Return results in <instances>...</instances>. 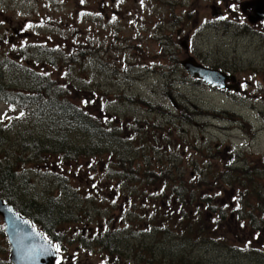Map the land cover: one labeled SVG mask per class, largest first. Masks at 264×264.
Instances as JSON below:
<instances>
[{
	"label": "rangeland",
	"instance_id": "1",
	"mask_svg": "<svg viewBox=\"0 0 264 264\" xmlns=\"http://www.w3.org/2000/svg\"><path fill=\"white\" fill-rule=\"evenodd\" d=\"M213 1L0 0V86L9 90L10 97L32 96L41 87L38 80L50 89L48 80L64 86L69 103L81 108L85 102L91 105L92 125L58 135L48 127L46 116L36 118L33 108L8 106L0 93V161L16 166L15 197L21 196L26 204L44 212L51 200L52 212L62 220L57 231L64 234L60 256L66 263L141 264L134 258L138 252L158 264H264V236L254 234L258 222L251 220L257 221V205H245L241 223L246 232L240 233L238 219L211 218L206 206L199 203L210 186L198 190L189 184L191 162L182 160V169L187 170L184 175L183 170L177 171L179 150L182 155V149L176 147L179 135L193 137L197 149L218 158L228 137L235 146L246 140L240 134L224 135L217 127L224 126L217 121L225 119L228 108L223 98L202 86L178 85L181 76L187 79L177 66L185 58V44L191 56L210 66L233 59L239 62L238 67L264 65V48L258 38L236 36L221 23L204 25L211 20ZM79 44L84 45L82 60L69 65L68 70L65 65L70 63L63 59ZM149 62L155 65L154 71ZM163 70L168 79H174L173 85L165 86L160 76ZM259 79L264 86V78ZM94 90L99 94L92 96ZM167 93L172 96L164 97ZM171 101L178 110L172 108ZM180 114L186 116L183 123L176 121ZM88 129L89 134L105 137L101 142L91 140ZM111 131L123 137L122 153L113 140L108 142ZM58 138H62L63 147L54 144ZM258 138L253 150L256 162L264 156V135ZM35 144L60 148L69 154L68 159L56 163L58 159L42 157ZM91 147L105 155L95 154L90 159L83 151ZM124 147L136 177L142 178L136 171L149 168V179H160L138 185L134 179L124 180L116 166ZM75 148L82 149L78 153L82 157L71 155ZM205 165L203 162L200 167ZM179 178L186 192L177 198L171 192ZM201 181L206 185L209 178L204 175ZM214 184L211 182L212 188L222 192L219 200L226 204L230 188ZM181 215L196 220L190 235L175 230L182 222ZM105 223L112 232L120 233L117 242L132 260H108L93 242L80 243V235L90 229L96 236ZM2 227L0 219V264H9ZM211 235L214 243L201 239Z\"/></svg>",
	"mask_w": 264,
	"mask_h": 264
},
{
	"label": "flooded vegetation",
	"instance_id": "2",
	"mask_svg": "<svg viewBox=\"0 0 264 264\" xmlns=\"http://www.w3.org/2000/svg\"><path fill=\"white\" fill-rule=\"evenodd\" d=\"M214 1L211 6V9H213L210 14L211 20L204 25L213 26L221 23L228 31L235 33L236 36L251 35L258 38L261 48H264V0H217L216 3ZM184 48L185 58L177 66L187 75V79L181 76L178 79V85L202 86L209 93L223 98L228 103V108L225 110V119L217 121L218 123H223L224 126L217 127L224 132V135L240 134L246 140L244 143L241 142L240 145L235 146L228 137L227 143L222 148V154L218 158L213 153H207V150H202L201 147L197 149L196 146L199 145L195 144L193 137L179 135V144L176 142V147L182 149V155L180 150L178 151L179 155L176 154L177 170H183L182 175H184L187 170L182 169V160H187L191 162L190 165L193 168L189 176V184L195 187L202 184L205 185L201 181V177L205 175L209 178L205 186H210L211 182L215 181V186L220 185L224 188H230L228 192L230 197H227L226 204H224V201L219 200L222 192L218 189H213V185L207 190L208 192L206 191V193L202 194V198L213 200L216 205L225 210V218L228 217L232 221L238 219L239 222L236 228L240 229L238 230L240 233L246 232V225L241 223L245 219V205L249 203L253 204L252 207L257 205V221L251 219L258 222L257 224L253 222L256 224V232L254 234L264 236V156L258 158L256 162L253 152L256 143H259L258 136L264 135V86L259 79V77L264 78V65L256 66L250 63L248 67H238L240 66L239 62L233 59L231 62L225 60L210 66L209 64L198 62L191 56L188 52V45L185 44ZM187 60H193L196 65L212 72H217L225 77V81L220 82L217 86H212L204 83L200 78L189 75L183 66ZM149 66L152 71L155 70V68H152L155 66L154 64L150 63ZM165 75L166 72L163 70L160 76L165 79V86L173 85L174 79H168ZM170 95V93H167L164 94V97ZM171 106L176 110L179 109L173 101H171ZM185 118L186 116L180 114L177 116L176 121L183 123ZM178 128L179 130L177 131H180L179 125ZM170 137L172 138V135ZM185 138L189 139L190 142L187 143ZM173 143L175 142H171L172 146ZM214 150L217 152L215 148ZM185 155L186 157H184ZM188 155L190 156L189 158H187ZM201 159L207 163L202 168L200 167L203 164V162H200ZM213 172H218L220 175ZM177 181L179 186H184L182 178ZM217 200H219V204H217ZM121 205L119 206L121 207ZM250 214L254 216V208H252ZM208 215L211 218L214 217L213 214ZM105 225L108 226L107 223ZM110 229L112 230L111 226ZM99 230L102 231V234L106 232L103 227H100ZM89 231L90 229L88 230V234H90L88 235V241L92 242L94 233ZM103 236L100 241L103 240Z\"/></svg>",
	"mask_w": 264,
	"mask_h": 264
},
{
	"label": "trees",
	"instance_id": "3",
	"mask_svg": "<svg viewBox=\"0 0 264 264\" xmlns=\"http://www.w3.org/2000/svg\"><path fill=\"white\" fill-rule=\"evenodd\" d=\"M84 52H85L84 45H81V44L77 45L75 52H73L68 57V59H63V60H66V62L70 63V64H66L65 66H68L67 68H69L70 67L69 65H76L79 61L82 60V56ZM58 59H60V57L56 59V63L58 62ZM78 67L79 69H81V66H78ZM53 68H56L55 65L53 66ZM60 68L64 69V65L61 64ZM68 70H70V68ZM38 82H41L40 83L41 87L40 89L37 88L36 94L32 93L31 94L32 96L22 97L21 95L17 94V95H14L13 97H10L8 93L9 90L7 91L2 86H0V93H2L5 96V102L8 103V106H14L18 104L20 107L24 109L33 108L32 110L35 111L34 117L36 118L41 117V116H46L45 122L48 123V127L54 130V132H57L58 135H65V133H67L68 135V132L70 129L75 131L76 129L83 128L85 124L89 123L90 125H92L94 123V121L91 120L92 116H90V113H89V107L91 106L90 104L85 102L82 104V108L77 107L73 105L72 103H69V101L67 100L68 91H66L64 86L63 87L56 86V84H53L50 81L46 80V85L51 86V88L49 89V87H43L42 80H38ZM94 91L95 92L93 91L91 92L92 96L96 95V93L99 94L97 90H94ZM44 95H46V100L44 99ZM99 131H100V128H99ZM87 133L89 134V129ZM111 133L112 135H107L108 142L113 140L114 145H117V151L119 153H122L123 150H121V147L124 144L123 137L119 135H114V132L112 131ZM89 136L91 140L94 139L100 142L102 141L101 138L105 137V135L102 137H98V135L96 134L92 135V133H90ZM152 138H154V136H152ZM61 140L62 138H58V140H56L54 144H57L58 146L63 147ZM35 147L41 151L42 157L46 156V158L50 160L58 159L57 161H55L56 163L59 161L61 162L65 161V159L67 160L69 156L68 153L62 151L60 148H55L53 145H52L53 149H49V147H46V148L41 147L38 145L36 146V144H35ZM125 147H124L125 150L123 153L124 155L120 157L119 160H117V165H116V166H120L119 169H121L122 171V178L124 180L134 179V181H139L136 183L138 185L142 183L147 184L149 180L153 181L154 179H160L155 176L149 179L150 177L149 172H151L149 168L136 171L137 173H140L142 178L136 177L132 173L133 168L129 164V161H130L129 157H125V154H127V149ZM96 149H99V148L91 147V149H85L83 153L84 152L87 153V157H89L90 159L93 157H96L97 154L99 155L102 154L101 156L105 155L104 152L98 153ZM80 150L82 149L80 148ZM80 150L79 148L71 149V151L73 152L71 153V155L75 157H82V155H78ZM35 157L39 159L40 155L36 154ZM133 177H136L137 179ZM18 179L19 177L16 172V166H14V164H11V165L8 164L7 161H5V163L4 161L3 162L0 161V199H2L6 204L12 206L20 215L29 219L37 229L43 232V234L48 238L49 241L57 244V246H60L62 244V238L64 234H59V231H57V229L58 228L61 229L62 220H60V215L55 216V213L52 212L54 205H52L51 200L48 201L50 205L46 206V211L44 212V210L40 209V207H31L32 206L31 204L29 205L26 204L25 200H23L21 196L15 197V194L13 191V185L16 183V181H18ZM172 186H174L173 187L174 190L171 192L173 196H176L177 198L180 196L184 197V194L186 192V190L184 189L185 187H181L179 185H172ZM202 187H206V186L202 184L201 186H197L195 188L200 190ZM179 193H181L183 196L180 195ZM199 203L201 205L206 206L207 214H213V216L215 215L216 217H219L220 220L222 221L225 220L224 219L225 210H222L218 205H216V203H214L213 200L203 197L201 200H199ZM214 211H218V213ZM168 216H172V213L168 214ZM180 218L182 222L174 226L176 231L183 232L185 235H190L192 231H195V223H196L195 219H193L192 221L186 215H181ZM66 223H69L68 220H66ZM163 228H166V226H164ZM53 230L57 231L58 233L56 234L55 232H52ZM155 231L156 232L161 231V229H155ZM101 232L102 231L100 230V233L98 232L96 236H94L92 242L94 245H96V247L99 248L100 251L106 254V256L108 257V260H111L112 258L125 259L127 261L132 260L131 255L128 256L125 254L124 251H121V247L119 243L117 242L118 241L117 237H119L117 235L120 233H116L115 231L112 232V230H109L107 232L103 231L104 232L103 233L104 236H103ZM87 233L82 234L78 237L79 239H81L80 241L81 244H83V242H91V241H88V239L87 241L85 240V235ZM102 236H103V240L100 241V238ZM201 239H203V241H206V242H209L210 240H212V243L216 241L212 235L208 237L202 236ZM132 251L134 252L136 251V249H133ZM134 258L136 261H140L141 264H158L157 261L151 260L150 257H148L146 254H144L143 257H140V255L137 252ZM136 263L139 264L138 262ZM180 264H189V263L180 261ZM195 264H202V263L200 261H197L195 262Z\"/></svg>",
	"mask_w": 264,
	"mask_h": 264
},
{
	"label": "water",
	"instance_id": "4",
	"mask_svg": "<svg viewBox=\"0 0 264 264\" xmlns=\"http://www.w3.org/2000/svg\"><path fill=\"white\" fill-rule=\"evenodd\" d=\"M183 66L189 75L200 78L209 85L217 86L225 81L224 76L196 65L193 60L185 61ZM0 218L9 247V264H57L56 246L48 242L28 219L20 216L1 199Z\"/></svg>",
	"mask_w": 264,
	"mask_h": 264
},
{
	"label": "snow or ice",
	"instance_id": "5",
	"mask_svg": "<svg viewBox=\"0 0 264 264\" xmlns=\"http://www.w3.org/2000/svg\"><path fill=\"white\" fill-rule=\"evenodd\" d=\"M57 251H59V248H58V246H57ZM57 264H59V261H57Z\"/></svg>",
	"mask_w": 264,
	"mask_h": 264
}]
</instances>
